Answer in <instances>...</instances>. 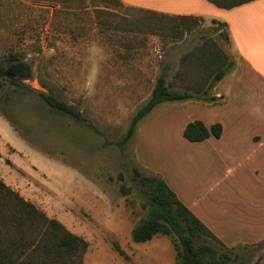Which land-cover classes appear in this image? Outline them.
Listing matches in <instances>:
<instances>
[{
  "label": "rangeland",
  "instance_id": "obj_1",
  "mask_svg": "<svg viewBox=\"0 0 264 264\" xmlns=\"http://www.w3.org/2000/svg\"><path fill=\"white\" fill-rule=\"evenodd\" d=\"M144 17L137 9L94 0H0V60L6 64L16 54L34 71L26 81L30 88L7 84L0 90V107L18 130L0 113V173L15 174L12 166L20 193L27 192L50 217L88 241L83 264H176L170 237L133 240V228L148 214L134 169L173 174L180 188L189 167L202 173L203 154L196 152L203 146L189 141L183 127L201 114L189 109L192 105L222 103L214 86L207 93L194 90L201 78L206 85L212 82L218 63L195 68L186 58L214 40L233 63L236 59L212 19L204 17L195 30L176 38L158 29L159 19L152 27L139 25ZM233 63L225 65L228 73ZM163 74L172 90L194 97L162 103L123 143ZM39 92L74 106L81 120L52 110ZM10 161L33 168L27 172ZM224 169L222 175L228 173ZM241 189L247 193L241 200L249 204L264 193L249 180ZM247 189L260 196L255 200ZM233 252L240 256L236 264H264V239Z\"/></svg>",
  "mask_w": 264,
  "mask_h": 264
},
{
  "label": "trees",
  "instance_id": "obj_2",
  "mask_svg": "<svg viewBox=\"0 0 264 264\" xmlns=\"http://www.w3.org/2000/svg\"><path fill=\"white\" fill-rule=\"evenodd\" d=\"M94 1H100L106 7L126 6L137 9L145 16L138 20L139 25L152 27L154 21L159 19L161 24L158 29L176 38H182L185 33L195 30L204 18L167 14L127 5L122 0ZM208 1L220 8L231 9L253 0ZM212 22L217 24L218 33L230 43L225 24L217 19H212ZM221 25L223 28L220 30ZM189 58L195 68L207 69L218 63V71L211 83L206 85L205 78L198 81L201 83L194 89L198 93H207L210 87L225 77V65L228 62L233 63L230 56L214 40L205 41L195 53L189 54L186 60ZM33 74L30 63L21 60L16 54H11L6 64L0 60V90L7 84L15 89L30 88L26 81L32 78ZM177 74L181 76L180 72ZM39 95L52 110L76 121L81 120L80 112L58 96L45 92H39ZM193 97L192 92L172 90L167 84L166 76L161 75L150 99L133 117L123 143L133 137L140 121L162 103L185 101ZM0 111L6 115L4 108L0 107ZM6 117L13 123L7 115ZM222 133L221 123L207 125L202 120L191 121L184 129V136L191 142H201L210 137L220 138ZM120 177L125 179L122 174ZM133 181L144 198L142 207L148 209L147 216L140 218L132 230L135 242L144 243L153 240L157 235H165L172 240L176 264H236L240 256L217 238L201 218L179 198L164 177L146 175L136 168ZM122 189L127 192L125 185ZM213 241L217 242L218 246L214 245ZM88 247L86 239L72 232L58 218L50 217L45 210L26 199L0 176V264H83Z\"/></svg>",
  "mask_w": 264,
  "mask_h": 264
},
{
  "label": "crops",
  "instance_id": "obj_3",
  "mask_svg": "<svg viewBox=\"0 0 264 264\" xmlns=\"http://www.w3.org/2000/svg\"><path fill=\"white\" fill-rule=\"evenodd\" d=\"M122 1L167 14L217 19L225 24L236 59L232 72H227L214 85L215 95L223 99L222 103L216 106L192 105L189 109H197L201 114H195L183 127L195 120H202L207 125L217 122L223 125L220 138L193 142L203 146L196 153L203 154L201 168L205 175L189 167L185 176L180 177L181 183H185L181 188L175 185L173 174L170 178L160 175L229 248L235 250L238 245L263 240L264 193L259 201L256 197L260 195L247 189L256 200L249 204L241 200L247 194L241 188L242 182L249 180L264 189V0H253L231 9L220 8L208 0ZM219 28L221 30L222 25ZM11 150L17 151L15 148ZM10 162L27 172L33 168V165ZM224 168L228 173L222 175ZM11 170L15 174L10 171L5 176L0 173V176L19 191L13 183L16 170L12 166ZM21 192L35 203L31 195Z\"/></svg>",
  "mask_w": 264,
  "mask_h": 264
}]
</instances>
